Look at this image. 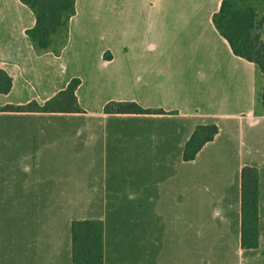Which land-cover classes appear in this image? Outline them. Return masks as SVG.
<instances>
[{"label": "crops", "instance_id": "1", "mask_svg": "<svg viewBox=\"0 0 264 264\" xmlns=\"http://www.w3.org/2000/svg\"><path fill=\"white\" fill-rule=\"evenodd\" d=\"M221 2L75 0L64 48L38 53L32 11L0 0V109L42 105L79 78L82 110H0V264H71L75 220L100 222L103 264H264V103L256 66L213 24ZM88 13L115 15V41L90 52L73 30ZM110 102L149 112H104ZM204 124L218 132L183 160ZM245 166L255 248L240 245Z\"/></svg>", "mask_w": 264, "mask_h": 264}, {"label": "trees", "instance_id": "2", "mask_svg": "<svg viewBox=\"0 0 264 264\" xmlns=\"http://www.w3.org/2000/svg\"><path fill=\"white\" fill-rule=\"evenodd\" d=\"M33 13L34 26L26 31L36 52L51 50L52 39L63 44L68 34V23L75 13V0H20ZM236 0H222L213 15V24L226 39L232 52L264 72V41L259 40L258 28H264V14L258 19L251 6L239 8ZM264 13V12H263ZM79 78H72L65 89L42 105H6L0 110L24 112H81L75 90ZM11 78L0 69V93H7ZM149 112L132 102H110L104 112ZM218 128L215 124L197 125L184 145L183 160H193L202 146L211 141ZM71 264H103L101 225L98 220H75L70 224ZM258 237L257 170L243 167L240 173V245L255 248Z\"/></svg>", "mask_w": 264, "mask_h": 264}, {"label": "rangeland", "instance_id": "3", "mask_svg": "<svg viewBox=\"0 0 264 264\" xmlns=\"http://www.w3.org/2000/svg\"><path fill=\"white\" fill-rule=\"evenodd\" d=\"M235 6L239 8L251 6L255 10L258 19H260L264 14V0H236ZM96 12L97 14H101L105 13V10L98 8ZM88 14L89 15L86 18L79 20L78 25L73 28V30L76 32V35L74 34V36L78 39V41L80 43L87 44L85 50L90 52L91 49H89V47H93V51H95L98 47H101L104 44H110V41H115L116 35L113 33V28L111 27L114 26L113 22L115 21V15H113L111 18H94L92 17V14L96 13ZM256 31L259 34V40L264 41V28H258ZM67 40L68 34L63 44L60 43L58 37L54 36L50 51L57 53L58 51L62 50V48H64L66 45ZM75 64H77L75 69L81 72L84 67L83 58H78ZM257 93L259 98L262 97L264 103V72H261L260 70H258Z\"/></svg>", "mask_w": 264, "mask_h": 264}]
</instances>
